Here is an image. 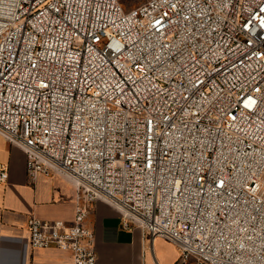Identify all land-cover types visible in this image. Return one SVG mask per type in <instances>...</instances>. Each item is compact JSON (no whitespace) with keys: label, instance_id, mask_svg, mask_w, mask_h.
Here are the masks:
<instances>
[{"label":"built area","instance_id":"obj_1","mask_svg":"<svg viewBox=\"0 0 264 264\" xmlns=\"http://www.w3.org/2000/svg\"><path fill=\"white\" fill-rule=\"evenodd\" d=\"M0 135L77 189L33 249L99 264L100 200L181 264H264V0H0Z\"/></svg>","mask_w":264,"mask_h":264},{"label":"crops","instance_id":"obj_2","mask_svg":"<svg viewBox=\"0 0 264 264\" xmlns=\"http://www.w3.org/2000/svg\"><path fill=\"white\" fill-rule=\"evenodd\" d=\"M0 163L7 166V178L0 183V264H72L69 252L31 248L26 223L31 216L72 222L75 184L59 173L28 176L23 151L1 135ZM84 225L94 234L92 247L99 264H176L175 244L150 239L138 227L123 228L119 212L104 201L92 204Z\"/></svg>","mask_w":264,"mask_h":264},{"label":"rangeland","instance_id":"obj_3","mask_svg":"<svg viewBox=\"0 0 264 264\" xmlns=\"http://www.w3.org/2000/svg\"><path fill=\"white\" fill-rule=\"evenodd\" d=\"M120 5L124 8V9H129L145 0H117ZM176 264H181V259L179 258V255L177 256L176 259ZM186 264H194V261L192 259L188 260V262Z\"/></svg>","mask_w":264,"mask_h":264}]
</instances>
